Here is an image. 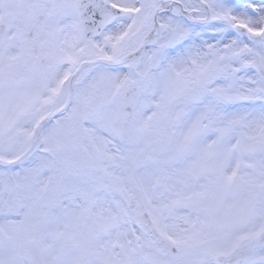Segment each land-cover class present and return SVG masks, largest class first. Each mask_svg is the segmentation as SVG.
Wrapping results in <instances>:
<instances>
[{"label":"snow or ice","instance_id":"1","mask_svg":"<svg viewBox=\"0 0 264 264\" xmlns=\"http://www.w3.org/2000/svg\"><path fill=\"white\" fill-rule=\"evenodd\" d=\"M0 264H264V0H0Z\"/></svg>","mask_w":264,"mask_h":264}]
</instances>
